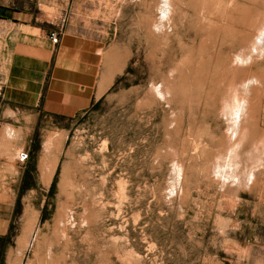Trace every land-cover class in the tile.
I'll return each mask as SVG.
<instances>
[{
	"label": "rangeland",
	"instance_id": "rangeland-1",
	"mask_svg": "<svg viewBox=\"0 0 264 264\" xmlns=\"http://www.w3.org/2000/svg\"><path fill=\"white\" fill-rule=\"evenodd\" d=\"M0 9L122 66L86 109L0 116V264H264V0Z\"/></svg>",
	"mask_w": 264,
	"mask_h": 264
},
{
	"label": "crops",
	"instance_id": "crops-1",
	"mask_svg": "<svg viewBox=\"0 0 264 264\" xmlns=\"http://www.w3.org/2000/svg\"><path fill=\"white\" fill-rule=\"evenodd\" d=\"M38 21L22 11L0 9L2 118L8 111L14 117L34 114L37 105L54 115L86 109L104 97L121 71V59L110 48L98 53L104 44L96 37L60 28L54 45L51 29Z\"/></svg>",
	"mask_w": 264,
	"mask_h": 264
},
{
	"label": "built area",
	"instance_id": "built-area-1",
	"mask_svg": "<svg viewBox=\"0 0 264 264\" xmlns=\"http://www.w3.org/2000/svg\"><path fill=\"white\" fill-rule=\"evenodd\" d=\"M60 35H61V29H54L48 33V37L51 43L54 45L58 44ZM1 100H2V87L0 86V104H1ZM23 157L25 158L26 156L23 155Z\"/></svg>",
	"mask_w": 264,
	"mask_h": 264
},
{
	"label": "trees",
	"instance_id": "trees-1",
	"mask_svg": "<svg viewBox=\"0 0 264 264\" xmlns=\"http://www.w3.org/2000/svg\"><path fill=\"white\" fill-rule=\"evenodd\" d=\"M2 256H3V249H1L0 247V260L2 259Z\"/></svg>",
	"mask_w": 264,
	"mask_h": 264
}]
</instances>
